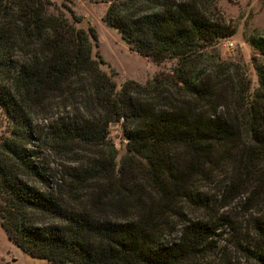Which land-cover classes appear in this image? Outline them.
<instances>
[{
    "label": "trees",
    "instance_id": "16d2710c",
    "mask_svg": "<svg viewBox=\"0 0 264 264\" xmlns=\"http://www.w3.org/2000/svg\"><path fill=\"white\" fill-rule=\"evenodd\" d=\"M103 1L104 22L170 71L118 89L75 13L0 0L1 227L51 264H199L227 224L245 264H264V63L251 58L254 85L215 53L237 30L214 0ZM248 41L264 57V38ZM51 156L73 165L58 178ZM213 187L221 208L240 202L242 236L212 213Z\"/></svg>",
    "mask_w": 264,
    "mask_h": 264
},
{
    "label": "rangeland",
    "instance_id": "374dc122",
    "mask_svg": "<svg viewBox=\"0 0 264 264\" xmlns=\"http://www.w3.org/2000/svg\"><path fill=\"white\" fill-rule=\"evenodd\" d=\"M50 11L63 13L71 19L72 11L80 18L78 27L90 34L92 55L100 57L104 64L102 69L112 74L117 83L118 89L126 81H135L142 85L151 81L160 71H170L174 66V59H167L162 62H155L151 58L142 56L133 51L130 46L121 38L118 31L109 27L103 20L109 6L103 0H49ZM216 12L229 24L236 28V34L228 39L221 40L216 46V52L222 59L242 65H249L254 85H257V76L251 64L253 55H257L264 63V57L248 41L249 37L257 36L264 38V0H214ZM94 34V36L91 35ZM232 42L233 46H227ZM1 130V129H0ZM109 138L117 149V165L120 166L123 159L127 157V139L122 133L120 123H113L109 129ZM51 169L60 178L65 172V165L72 166L57 156L50 157ZM211 195L213 204L212 213L231 216L236 222L234 225L242 234L245 232L244 218L240 202H233L231 205L221 208V191L213 187ZM196 216H199L197 214ZM221 234L216 253L206 262L199 264H245L241 249L236 243L234 236L239 233L233 230L230 225L225 224L219 229ZM178 236L176 233L173 237ZM0 263L1 264H51L44 259L33 258L18 248L7 236L0 225Z\"/></svg>",
    "mask_w": 264,
    "mask_h": 264
},
{
    "label": "built area",
    "instance_id": "2783aa9c",
    "mask_svg": "<svg viewBox=\"0 0 264 264\" xmlns=\"http://www.w3.org/2000/svg\"><path fill=\"white\" fill-rule=\"evenodd\" d=\"M227 46H233V43L232 42H228Z\"/></svg>",
    "mask_w": 264,
    "mask_h": 264
}]
</instances>
